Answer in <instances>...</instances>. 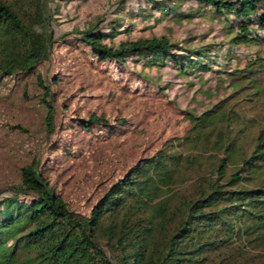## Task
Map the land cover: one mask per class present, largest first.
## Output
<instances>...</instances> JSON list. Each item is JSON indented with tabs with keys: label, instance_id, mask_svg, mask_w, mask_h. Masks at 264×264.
Returning <instances> with one entry per match:
<instances>
[{
	"label": "trees",
	"instance_id": "obj_1",
	"mask_svg": "<svg viewBox=\"0 0 264 264\" xmlns=\"http://www.w3.org/2000/svg\"><path fill=\"white\" fill-rule=\"evenodd\" d=\"M74 1L0 0V78L33 73L57 42L80 44L101 64L168 63L178 77L213 71L219 43L188 46L186 40L172 42L165 36L114 41L130 32L129 25L122 26L125 16L146 19L157 12L158 19L170 17L174 1L141 0L143 8L131 12L127 0H118L115 16L104 28L101 17L81 30L57 33L56 15ZM201 1L214 14L226 11L247 18L234 34L227 25V33L233 34L227 40L230 48L258 40L250 36V26L264 33V0ZM242 71L244 79L255 81L254 74L264 71V57L249 61ZM37 80L51 131L54 93L40 76ZM223 103L199 115L188 113L191 128L181 143L187 144L185 154L164 147L139 159L86 214L69 207L44 175V164L33 160L23 166L18 185L0 188V264H249L237 259L264 247V128L246 151L237 137L243 132L236 128L239 118L227 113ZM75 121L85 131L121 130L95 114ZM187 175L193 176L191 190L170 196Z\"/></svg>",
	"mask_w": 264,
	"mask_h": 264
},
{
	"label": "rangeland",
	"instance_id": "obj_2",
	"mask_svg": "<svg viewBox=\"0 0 264 264\" xmlns=\"http://www.w3.org/2000/svg\"><path fill=\"white\" fill-rule=\"evenodd\" d=\"M173 1L176 13L170 17L158 19L157 12L146 19L125 16L122 26L129 25L130 32L114 41L165 36L172 42L186 40L188 46L219 43L213 71L178 77L168 63L163 67L131 61L101 64L82 45L57 42L33 73L0 78V188L18 185L21 168L34 160L44 164V175L69 207L86 214L102 192L139 159L164 147L185 154L187 144L181 143L191 128L188 113L199 115L220 100L227 113L238 116L236 128L243 132L237 137L250 152L264 128V71L249 82L251 78L244 79L242 70L249 61L264 57V33L250 26L254 30L250 36L258 40L230 48L227 40L247 22L246 17L226 11L214 14L210 4L201 0ZM127 5L135 12L144 3L127 0ZM117 6L118 0H76L61 7L56 31L81 30L101 17L104 28ZM227 25L233 34L227 33ZM38 76L54 93L51 131ZM91 114L118 124L121 130L111 134L101 128L82 130L75 119ZM260 175L264 177V167ZM192 177L187 175V181L175 185L169 195L187 194ZM240 260L263 261L264 247L248 250Z\"/></svg>",
	"mask_w": 264,
	"mask_h": 264
}]
</instances>
